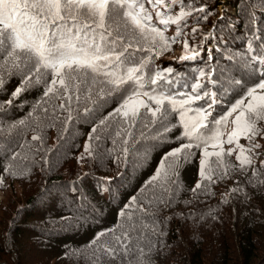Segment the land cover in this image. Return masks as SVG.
<instances>
[{
  "label": "snow or ice",
  "instance_id": "snow-or-ice-1",
  "mask_svg": "<svg viewBox=\"0 0 264 264\" xmlns=\"http://www.w3.org/2000/svg\"><path fill=\"white\" fill-rule=\"evenodd\" d=\"M196 2L0 0V93H6L12 79L19 80L9 99L0 101V116L16 106L23 93L43 87L42 96L25 119L0 123V141H4L0 143V158L6 161L0 184L4 174L27 175L31 142L18 144L20 151L9 154L11 141L21 135L22 129L35 124L31 141L39 142L36 151L55 154L66 137H58L56 145L45 149L44 130L59 118L60 111L67 114L63 120L67 133L70 125L81 119L74 114V103L90 101L92 107H85L83 113L84 118H89L112 99L118 101L117 106L91 128L78 161L85 155L98 154L103 133L110 134L113 127L116 131L112 142L116 145L119 141L126 161L150 136L155 141L153 147L168 144L171 137L176 146L169 144L155 173L145 182V189H154L148 205L155 201L170 206L183 190L181 171L196 162L197 152L198 178L191 189L194 196L212 195L211 186L233 172L245 175L250 171L247 182L254 187L264 185V160L257 166L256 159L264 155V145L258 142L264 139V36L256 34L254 17H250L252 39L247 41L245 52L239 54L247 71L239 79L230 77L231 84L216 76L217 71L221 76L224 71L215 66L211 70L199 69L193 82L182 81L177 88L176 77L180 74L174 68L153 66L154 57L170 51L182 38L179 61L197 59L199 46H190L187 37H194L200 29L193 27L186 33L185 28L189 18L197 24L207 21L210 8L203 3L197 7ZM260 3L264 6V0ZM171 26L175 27L174 34L166 35ZM211 36L208 33L200 44ZM225 87L238 98L222 115L214 114L221 102L218 93ZM137 126L144 129L138 137L133 131ZM241 138L247 144H241ZM232 156L235 163L229 159ZM44 160L49 164L47 155ZM241 191L239 185L229 189L230 193ZM222 202H227V194ZM133 207L135 211H130ZM118 216L122 221L96 233L84 251L90 252L93 264L118 257L132 264L134 254L135 264H151L148 257L155 248L151 236L159 233L155 220L151 224L144 221L153 213L139 201V196H132ZM145 241L151 245L147 250L142 243ZM76 251L66 255H75Z\"/></svg>",
  "mask_w": 264,
  "mask_h": 264
},
{
  "label": "trees",
  "instance_id": "trees-1",
  "mask_svg": "<svg viewBox=\"0 0 264 264\" xmlns=\"http://www.w3.org/2000/svg\"><path fill=\"white\" fill-rule=\"evenodd\" d=\"M201 3L210 8L207 21L201 20L197 24L189 18L185 28L186 33H190L193 27L200 29L194 37H187L190 46H199L197 59L183 62L179 58L171 59L176 56V48L183 44V38L173 44L170 51L153 58L154 67H172L180 74L176 77L177 88L182 81L193 82L192 77L198 75L199 69L211 70L215 66L224 71L223 76L219 71L216 76L231 84L230 77L239 79L247 71L239 54L245 52L247 41L252 39L250 17H254L256 34L264 36V6L260 0H197L196 6ZM174 32L175 27L171 26L166 35L171 36ZM208 33H212L211 38L203 40L201 45L200 41ZM18 84V79H12L6 93H0V101L9 99ZM42 93L43 87L23 93L16 106L0 116V123L6 125L25 119ZM218 95L221 102L215 107L214 114L222 115L238 95H233L227 87ZM117 103L109 99L99 112L89 118H84L83 113L85 107H92L91 102L81 100L74 103L72 106L77 110L74 114H79L81 119L74 121L67 133L63 126L67 114L60 111L59 118L44 130L45 149L56 145L58 137H66L60 151L55 154L36 151L39 142L31 141L35 127L32 123L11 141L9 154L20 151L17 145L27 142H31L32 152L26 162L27 175L4 174L0 184V190L4 189L6 180L12 187L15 183L19 187L18 193L13 188L14 197L7 196L4 204L0 205V264H93L90 252L84 251L85 247L96 233L113 228L122 221L118 213L132 196H139V201L153 213L144 222L151 224L155 220L159 233L151 236L155 244L148 257L151 264H264V185L254 187L249 184L250 171L245 175L233 172L228 178L218 181L211 186L212 195L202 193L194 196L191 189L198 178L197 152L196 162L186 165L181 171L183 190L172 199L170 206H165L155 201L147 204L154 189H145V182L155 173L160 158L169 150V144L176 146L171 137L168 144L153 147L155 141L150 136L140 142L136 153L126 161L119 141L116 145L112 142L116 131L113 127L110 134L103 133L98 154L92 157L85 155L78 161L91 128ZM143 130L137 126L133 131L138 137ZM258 142L264 145V139ZM261 151L264 152V148ZM46 155L49 164L45 163ZM229 159L235 163V156ZM256 159L258 166L264 155ZM5 162L0 158V174H3ZM237 185L243 191L230 193L229 189ZM141 189H145L143 194ZM225 194L226 203L222 202ZM130 211H135V208ZM136 215L142 213L136 212ZM62 218L69 219L65 221ZM142 243L145 250L151 246L146 241ZM72 250H77L75 255H66ZM135 255L131 257L132 264H135ZM121 261L129 264L123 257L104 259L97 264H121Z\"/></svg>",
  "mask_w": 264,
  "mask_h": 264
},
{
  "label": "rangeland",
  "instance_id": "rangeland-1",
  "mask_svg": "<svg viewBox=\"0 0 264 264\" xmlns=\"http://www.w3.org/2000/svg\"><path fill=\"white\" fill-rule=\"evenodd\" d=\"M175 55L174 57H171V59H175V58H179L181 54H183V44L181 46H178L175 50ZM240 143L241 144H245L244 142V139L241 138L240 140ZM5 186H4V189H1L0 190V205L1 204H4V201L6 200L7 196H12L14 197V191H13V188L16 190V192L18 193L19 192V187L18 185L15 183V185L12 187V185L9 183L8 180H6L4 182Z\"/></svg>",
  "mask_w": 264,
  "mask_h": 264
},
{
  "label": "bare ground",
  "instance_id": "bare-ground-1",
  "mask_svg": "<svg viewBox=\"0 0 264 264\" xmlns=\"http://www.w3.org/2000/svg\"><path fill=\"white\" fill-rule=\"evenodd\" d=\"M234 23V22H233ZM234 26V25H233ZM218 54H219V52H218ZM218 58H219V56H218ZM221 59V58H220ZM219 59V60H220ZM136 184V183H135ZM129 185V184H128ZM121 187V186H120ZM125 191V190H124ZM127 191V190H126ZM177 199V198H176ZM92 208V207H91ZM96 209V208H95ZM98 211V210H97ZM89 215V214H88ZM99 218V217H98ZM102 219V218H101ZM167 234H168V232H167ZM161 236V235H160Z\"/></svg>",
  "mask_w": 264,
  "mask_h": 264
}]
</instances>
